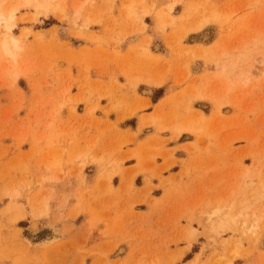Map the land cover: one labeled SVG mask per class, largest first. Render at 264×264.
I'll list each match as a JSON object with an SVG mask.
<instances>
[{"label": "rangeland", "instance_id": "374dc122", "mask_svg": "<svg viewBox=\"0 0 264 264\" xmlns=\"http://www.w3.org/2000/svg\"><path fill=\"white\" fill-rule=\"evenodd\" d=\"M115 10L135 33L146 16L156 21L163 45L154 48L165 54L152 40L143 48L147 79L117 69V52L103 48L123 42L114 28L86 37L115 22ZM11 12L6 52L0 24V264H264V0H0V15ZM71 37L96 48L79 61ZM119 76L177 87L157 110L171 105L165 129L192 141L126 148L134 139L111 124L108 136L71 148L72 89L87 87L92 113L97 98L112 97L101 83ZM130 159L144 167L142 187L124 167ZM175 165L177 175L162 177Z\"/></svg>", "mask_w": 264, "mask_h": 264}, {"label": "crops", "instance_id": "0c3cea01", "mask_svg": "<svg viewBox=\"0 0 264 264\" xmlns=\"http://www.w3.org/2000/svg\"><path fill=\"white\" fill-rule=\"evenodd\" d=\"M117 6H119L118 3ZM114 13L116 16L114 18L116 19L115 22L113 21L112 23V21H107L106 24H103L104 27L96 25L89 27V30L85 31L86 37L89 35L94 37L102 36L111 31L110 29L114 28V37L117 39L119 38L118 35H121V37L124 38L123 42L115 47L103 46V48L106 49V52L110 53L111 57H113L111 52H117L118 57H115L118 59L115 64L117 69L121 70L122 67L126 69L132 66L134 67L133 71L138 74L136 76L137 78L147 79L149 76L153 75V72L148 66V61L141 62L143 48L152 40V44L149 45L150 50L159 55L165 54L164 50L155 51L154 48L156 44L163 45L161 35L156 31V21L152 17L146 16L144 18L146 28L140 26L138 29L139 32L135 33L136 28L132 24H127L128 22H125L122 17H119L118 10H115ZM86 37H71V54L77 55L79 61L81 58L84 59L89 56L91 51L96 48V45L86 39ZM112 62L107 61L105 63V67L108 68L106 71L113 70L115 65H112ZM110 65L112 66L109 67ZM163 67L164 66H161L160 71L163 70ZM72 71L73 75L77 76L82 70L78 66H72ZM93 77H95V75H93ZM22 80L23 79H19L17 85L25 92L28 98L31 94L30 86L26 84V88L22 87ZM117 80L116 83H111L105 79L101 83L100 91L102 93L104 90L110 91L112 97L97 98L98 101L95 103L99 104L100 108L92 113L89 111L88 102L86 101L88 97L86 92L88 90L87 87L85 85H79L72 89V105L76 110L71 112V131L74 132L73 134L71 132V148H87L90 145L89 141L92 138H100L102 132H104L105 136H108L109 132H107L106 127L111 124H117L127 138L134 139L133 145H129L126 148H157V146L163 144L162 148L171 151L176 147H181L192 141H182L181 138L184 136L177 140H173L171 132L165 129V127L169 125V119L172 117L170 114L171 105H167L162 110H157V107L172 89H174V92L178 90L177 87L169 83L162 87H155L143 81L127 80L124 76H119ZM107 91L105 93H107ZM136 96L138 97L137 99L135 98ZM82 99L85 101L82 102ZM141 117H146L149 124L140 128ZM99 144H101V142ZM175 156L177 159L185 158V155L179 150L176 151ZM156 164L160 167L155 168L157 172H159L164 167V161L158 158ZM137 165L138 162L135 159H130L125 162L124 167L128 168V174H130L134 184L138 187H142L145 179V175L142 172L144 167L142 164L139 166ZM74 168L75 167H71V169ZM179 172L180 166L175 165L169 169H165L162 172V177L169 178L172 175H177ZM72 174L74 175L75 172L71 171V175ZM96 174L97 166L91 165L85 167L87 182L92 183L95 180ZM74 178L75 176H71L66 190L72 191L77 186L75 182L76 179ZM139 181H141V184L138 185ZM151 181L153 185H158L160 183L157 177L152 178ZM119 182L118 176L113 178L114 184ZM157 191H159V189L153 191L152 196L154 198L162 196V192L156 193ZM138 210L141 212L149 211V209L142 207ZM189 253L194 256L195 253L193 252V248L187 254ZM123 257L124 255L121 256V258ZM180 264H183V262Z\"/></svg>", "mask_w": 264, "mask_h": 264}, {"label": "bare ground", "instance_id": "6f19581e", "mask_svg": "<svg viewBox=\"0 0 264 264\" xmlns=\"http://www.w3.org/2000/svg\"><path fill=\"white\" fill-rule=\"evenodd\" d=\"M12 17H13V13L12 12H11V14H9L8 17H4V16L0 15V24L1 23H5V28L7 29L8 33H9V35L6 37V39H5L4 43H3V49H4L5 52L7 51V42H8L7 39H11L12 38L10 36L11 30L13 28V25L11 24Z\"/></svg>", "mask_w": 264, "mask_h": 264}]
</instances>
